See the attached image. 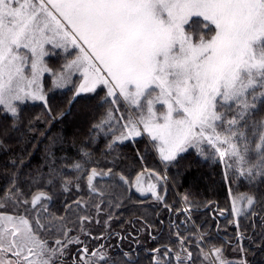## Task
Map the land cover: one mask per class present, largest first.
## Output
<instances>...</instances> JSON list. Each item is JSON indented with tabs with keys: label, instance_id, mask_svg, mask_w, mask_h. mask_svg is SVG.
I'll return each mask as SVG.
<instances>
[{
	"label": "snow or ice",
	"instance_id": "obj_1",
	"mask_svg": "<svg viewBox=\"0 0 264 264\" xmlns=\"http://www.w3.org/2000/svg\"><path fill=\"white\" fill-rule=\"evenodd\" d=\"M0 264H264V0H0Z\"/></svg>",
	"mask_w": 264,
	"mask_h": 264
},
{
	"label": "trees",
	"instance_id": "obj_2",
	"mask_svg": "<svg viewBox=\"0 0 264 264\" xmlns=\"http://www.w3.org/2000/svg\"><path fill=\"white\" fill-rule=\"evenodd\" d=\"M61 128H62L61 125H57L55 128H53L52 135L55 136L58 132H60ZM68 131H70V129H68ZM42 156H43V151L37 154V158L34 163L39 164L41 162ZM213 171L214 170L209 168L207 163H201L199 165L198 171L193 172V176H196L199 173L207 174ZM193 176H188L186 178L187 182L184 183L183 188L188 187V184L192 182ZM215 179L219 181V176L215 175ZM183 188H179V191L182 192ZM199 188L201 189V191H203L205 188V182H200ZM241 191H243V189H241ZM225 194H226V188L217 184L215 193L214 194L210 193V198L218 201L220 203V206L224 207L226 205ZM171 195L173 199H175V194H171ZM204 215L205 217L209 218V224L213 226L212 227L213 232H217V229L215 227V225H217V221H215V219H212V217L216 216L215 211L214 210L205 211ZM122 218H130V215L128 214V212L127 213L125 212ZM218 225H219V230L217 232L218 235L223 236L224 238H228L231 236L233 229L231 228V226L228 225L227 220L224 217H223V220H220V224Z\"/></svg>",
	"mask_w": 264,
	"mask_h": 264
},
{
	"label": "flooded vegetation",
	"instance_id": "obj_3",
	"mask_svg": "<svg viewBox=\"0 0 264 264\" xmlns=\"http://www.w3.org/2000/svg\"><path fill=\"white\" fill-rule=\"evenodd\" d=\"M129 214V213H128ZM130 215V214H129ZM213 216V215H212ZM215 221H217V224H220V220H223V217L215 216Z\"/></svg>",
	"mask_w": 264,
	"mask_h": 264
},
{
	"label": "rangeland",
	"instance_id": "obj_4",
	"mask_svg": "<svg viewBox=\"0 0 264 264\" xmlns=\"http://www.w3.org/2000/svg\"><path fill=\"white\" fill-rule=\"evenodd\" d=\"M178 191H179V188H178ZM175 196H176V194H175ZM127 213V212H126Z\"/></svg>",
	"mask_w": 264,
	"mask_h": 264
},
{
	"label": "water",
	"instance_id": "obj_5",
	"mask_svg": "<svg viewBox=\"0 0 264 264\" xmlns=\"http://www.w3.org/2000/svg\"><path fill=\"white\" fill-rule=\"evenodd\" d=\"M227 215V214H226Z\"/></svg>",
	"mask_w": 264,
	"mask_h": 264
}]
</instances>
